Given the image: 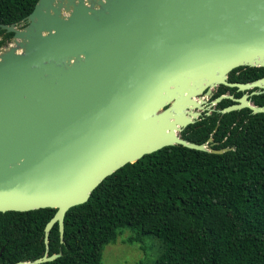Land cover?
Masks as SVG:
<instances>
[{"label":"water","instance_id":"1","mask_svg":"<svg viewBox=\"0 0 264 264\" xmlns=\"http://www.w3.org/2000/svg\"><path fill=\"white\" fill-rule=\"evenodd\" d=\"M0 48V213L86 204L108 177L164 148L223 154L182 138L220 86L243 93L221 114L264 113V0H39ZM213 139L211 138L210 141ZM3 251V250H2Z\"/></svg>","mask_w":264,"mask_h":264},{"label":"trees","instance_id":"2","mask_svg":"<svg viewBox=\"0 0 264 264\" xmlns=\"http://www.w3.org/2000/svg\"><path fill=\"white\" fill-rule=\"evenodd\" d=\"M38 1L0 0V24L20 23ZM12 37L0 28V48ZM261 78L264 68L241 67L229 81ZM228 91L243 95L220 86L215 97ZM252 101L264 106V94ZM232 104L224 100L219 108ZM199 125L187 140L203 144L217 129L214 139L231 150L213 154L172 146L123 167L86 204L68 211L64 243L54 226L48 254L61 256L44 264H101L105 248L126 228L130 244L151 236L162 241L154 264H264V113H216ZM56 212L0 213V264L42 258L45 228Z\"/></svg>","mask_w":264,"mask_h":264},{"label":"rangeland","instance_id":"3","mask_svg":"<svg viewBox=\"0 0 264 264\" xmlns=\"http://www.w3.org/2000/svg\"><path fill=\"white\" fill-rule=\"evenodd\" d=\"M11 42L8 44L10 47ZM207 99V98H205ZM115 244L108 245L101 264H154L163 253V243L157 237H147L143 243L127 242L130 229H122Z\"/></svg>","mask_w":264,"mask_h":264},{"label":"flooded vegetation","instance_id":"4","mask_svg":"<svg viewBox=\"0 0 264 264\" xmlns=\"http://www.w3.org/2000/svg\"><path fill=\"white\" fill-rule=\"evenodd\" d=\"M215 94L212 97L206 99L207 102L204 105L205 108L202 111H200L201 112L200 117L198 118V120L196 121L195 124L189 126L188 128H186L182 132V138L186 139L185 136H188V135L195 138L196 136H194V134L192 133V130H191L192 127H194L195 130H198V128L201 127L199 125L201 122H203L204 120H206L208 118H211V117L213 118L216 113L221 114L220 111L223 110L224 108H219V104L222 103L224 100L222 102H220L218 105H212V102L216 99ZM224 95H231V96H234L235 98H238L235 95H233L232 92H230V91H228ZM233 104H234V102H233ZM221 115H223V114H221ZM216 131H217V129L212 133L211 137L206 142H204L203 144L208 143V146L214 150H224V149L231 150V148H226V147L221 148L220 147L221 144H223V143L217 142L214 139V134L216 133ZM211 138L213 139L212 141H210Z\"/></svg>","mask_w":264,"mask_h":264}]
</instances>
